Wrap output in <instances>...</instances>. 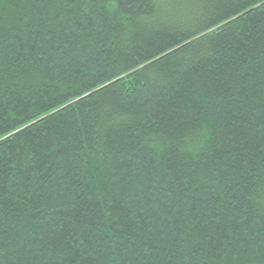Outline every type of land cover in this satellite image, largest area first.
I'll list each match as a JSON object with an SVG mask.
<instances>
[{
    "label": "trees",
    "instance_id": "trees-1",
    "mask_svg": "<svg viewBox=\"0 0 264 264\" xmlns=\"http://www.w3.org/2000/svg\"><path fill=\"white\" fill-rule=\"evenodd\" d=\"M6 132L0 264H264L260 0H0Z\"/></svg>",
    "mask_w": 264,
    "mask_h": 264
},
{
    "label": "snow or ice",
    "instance_id": "snow-or-ice-1",
    "mask_svg": "<svg viewBox=\"0 0 264 264\" xmlns=\"http://www.w3.org/2000/svg\"><path fill=\"white\" fill-rule=\"evenodd\" d=\"M103 2H106L107 4H109L114 9V13L120 11V9L123 7V0H103ZM260 4L262 7H264V0H260ZM217 79H219V77H217ZM13 131H18V129H14ZM11 135L12 133L10 132H6L4 135H0V143L4 142L5 136H11ZM36 164H37V161H32V166ZM0 207H3V205L0 204ZM89 211L93 212V209L90 208ZM68 227L72 229L73 231L75 230L74 228H72L71 224H69ZM208 230L209 229H204V231H208ZM86 252H87L86 249L84 253L73 252V258H72L71 264H79L78 260L76 259L77 257H79L80 260L83 261V264H93V260L88 255L85 254Z\"/></svg>",
    "mask_w": 264,
    "mask_h": 264
}]
</instances>
